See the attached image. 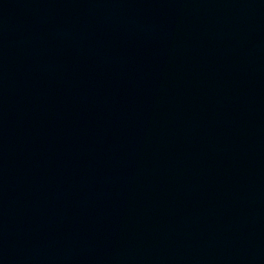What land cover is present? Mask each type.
Masks as SVG:
<instances>
[{
	"label": "water",
	"instance_id": "water-1",
	"mask_svg": "<svg viewBox=\"0 0 264 264\" xmlns=\"http://www.w3.org/2000/svg\"><path fill=\"white\" fill-rule=\"evenodd\" d=\"M264 172V0H0V238Z\"/></svg>",
	"mask_w": 264,
	"mask_h": 264
}]
</instances>
